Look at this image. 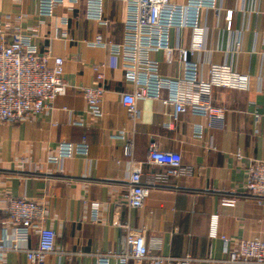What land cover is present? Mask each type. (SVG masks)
I'll list each match as a JSON object with an SVG mask.
<instances>
[{"label":"crops","instance_id":"crops-1","mask_svg":"<svg viewBox=\"0 0 264 264\" xmlns=\"http://www.w3.org/2000/svg\"><path fill=\"white\" fill-rule=\"evenodd\" d=\"M37 1L0 0V24L8 34L18 27L31 35L39 52L50 50L52 56L61 57L62 79L69 87L43 113L0 122V208L9 196L43 205L45 225L55 232V250L45 264H95L98 253L121 252L125 224L144 234L151 254L190 256V264H233L229 251L239 240L264 241V206L244 187L249 165L264 159V0H217L218 10L201 12L204 49L192 57L201 66V77L207 78L210 62L232 63L249 77L245 91L212 89L211 103L224 107L225 114L223 121L210 127L204 117L190 113L173 119V105L162 102L166 91L162 98L138 100L136 116L127 113L120 94L131 86L123 79L120 58L108 47L90 44L97 36L104 42L122 40L124 2L102 0L106 23L101 24L85 17V0L74 6L57 5L50 16L37 12ZM63 30L67 37L60 36ZM189 42V29L170 31L171 45L187 47ZM150 58L162 76L180 73V63L176 58L167 61L163 50L152 52ZM95 64L103 65L104 74L99 117L88 113L77 88L97 84ZM196 127L202 129L199 137ZM118 131L132 138L133 166H140L142 178L157 170L147 162L151 144L178 155L191 173L152 189L142 207L129 208L121 195L132 164L123 153V140L111 137ZM82 140L88 145L86 155L49 162L60 142ZM223 198H233L234 203L223 205ZM92 202L98 204L95 221ZM212 215H217L215 236L209 233ZM222 237L228 240L226 245ZM36 240L33 234L29 246ZM5 262L32 264L21 252L6 253ZM109 264L119 263L111 258ZM127 264L153 263L146 259Z\"/></svg>","mask_w":264,"mask_h":264},{"label":"built area","instance_id":"built-area-1","mask_svg":"<svg viewBox=\"0 0 264 264\" xmlns=\"http://www.w3.org/2000/svg\"><path fill=\"white\" fill-rule=\"evenodd\" d=\"M79 0H38L37 12L52 15L55 7L63 3L76 5ZM126 5L123 21V37L120 42H104L97 36L90 44L108 47L111 54L121 60L123 79L131 89L120 94V101L127 113L136 116V102L145 98H162L164 104L173 105L171 113L176 119L179 113H190L206 119L210 127L214 121H223L225 109L210 101L214 87H223L245 91L249 77L238 71L232 63H208L207 78L201 77V66L192 57L204 49L206 28L201 25L200 17L204 9L218 10L217 0H184L174 3L169 0H120ZM71 7V6H70ZM84 15L87 19L105 24L102 17V0H85ZM20 18V17H17ZM229 20L230 12L226 13ZM66 24V21H61ZM190 30V42L187 47L169 43L171 30ZM61 37H67L63 30ZM31 35L15 27L7 33L0 24V122L23 121L30 116L43 113L50 102L65 94L69 85L62 79L63 59L52 56L50 50L39 52L30 42ZM163 50L167 61L174 58L180 63V73L176 77L162 76L157 63L150 54ZM51 60V64H49ZM103 65L95 64V85L78 86L87 104V111L95 117L102 114L101 101L105 89L100 83L104 79ZM169 125V124H168ZM201 127H196L195 135L201 136ZM123 140V153L132 164L121 200L129 208H140L149 192L167 185L173 177L187 176L191 167L181 162L178 155L171 151L160 150L151 144L147 153V162L157 167L142 178L139 165L133 166V140L125 137L123 131L111 135ZM88 145L85 141L72 143L60 142L55 155L49 156V162H57L74 155H86ZM240 158V153H236ZM24 163V161H22ZM244 187L249 194L264 206V159L252 162L247 169ZM223 205H232L233 198H223ZM0 208V264H6L8 252L24 253L32 264H45V258L55 250V232L45 225L46 214L39 202L25 197H6ZM92 220L97 218L98 204L91 203ZM3 214V216H1ZM217 215H212L209 233L216 235ZM124 249L121 252L107 251L95 255V264H109L111 258H117L119 264L130 260H149L153 264L163 261L174 264H190V256L179 258L163 257L151 254L144 234L123 225ZM37 237L36 245L29 246L31 236ZM226 245L227 239L222 237ZM228 261L233 264H264V241L242 239L234 250L229 251Z\"/></svg>","mask_w":264,"mask_h":264}]
</instances>
